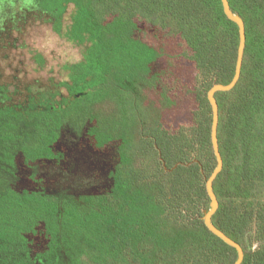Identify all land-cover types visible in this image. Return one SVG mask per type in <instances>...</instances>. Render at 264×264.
Masks as SVG:
<instances>
[{"label": "trees", "instance_id": "trees-1", "mask_svg": "<svg viewBox=\"0 0 264 264\" xmlns=\"http://www.w3.org/2000/svg\"><path fill=\"white\" fill-rule=\"evenodd\" d=\"M34 2L18 8L45 14L57 34L87 47L84 61L70 66L71 82H62V100L26 110L41 128L27 157H54L62 111L89 89L86 136L96 149L114 145L117 162L110 184L81 202L29 188L1 192L0 264H62V250L82 264H234L236 249L203 220L205 182L216 167L207 92L230 82L239 46L221 0ZM228 3L244 22L245 45L237 83L214 94L223 167L213 181L212 222L242 246L241 264H264V0ZM170 50L186 52L196 69L192 123L173 132L163 120L176 105Z\"/></svg>", "mask_w": 264, "mask_h": 264}, {"label": "rangeland", "instance_id": "rangeland-1", "mask_svg": "<svg viewBox=\"0 0 264 264\" xmlns=\"http://www.w3.org/2000/svg\"><path fill=\"white\" fill-rule=\"evenodd\" d=\"M34 1L0 0V86L8 97L0 102V193L29 188L50 194L61 202H81L110 184L108 174L117 162L116 148L110 145L96 149L90 144L85 113L95 95L86 89L70 96L66 113L62 111L54 157L49 160L27 157L26 150L36 144L41 128L26 110L36 108L35 102L62 100L67 94L62 82H71L70 66L84 61L87 47L57 34L45 14L19 10L18 7ZM73 5V1L68 3L65 25L73 19ZM171 53L174 76L167 83L176 105L165 112L163 120L164 126L173 132L181 125L192 123L197 103L193 94L194 65L186 58V52L182 56L176 50ZM37 55L40 61L35 59ZM18 109L22 111L19 116ZM59 259L62 264L83 263L81 258L69 257L63 250Z\"/></svg>", "mask_w": 264, "mask_h": 264}, {"label": "water", "instance_id": "water-1", "mask_svg": "<svg viewBox=\"0 0 264 264\" xmlns=\"http://www.w3.org/2000/svg\"><path fill=\"white\" fill-rule=\"evenodd\" d=\"M223 11L225 15L235 22L238 26L239 31V46H238V52H237V60H236V66L235 71L232 79L227 84H214L207 92V99L209 101V104L211 106L212 110V124H211V144L212 149L216 158V167L212 171V173L209 175V177L206 179L205 187L206 192L210 198V208L204 213L203 220L205 226L216 236H218L221 240H223L226 244L234 247L237 252V258L234 264H241L244 252L242 246L232 240L229 236H227L224 232H222L220 229H218L212 222V215L215 213V211L218 208V200L216 198V195L213 191V181L218 175V173L222 170L223 167V159L219 151V145H218V138H217V126H218V119H219V110H218V104L215 99L214 94L217 91H228L232 89L235 84L237 83L239 76H240V70L242 65V58H243V50L245 45V28H244V22L241 19V17L237 14H234L230 7L228 0H221Z\"/></svg>", "mask_w": 264, "mask_h": 264}, {"label": "flooded vegetation", "instance_id": "flooded-vegetation-1", "mask_svg": "<svg viewBox=\"0 0 264 264\" xmlns=\"http://www.w3.org/2000/svg\"><path fill=\"white\" fill-rule=\"evenodd\" d=\"M0 30H2L1 24H0ZM0 35H1V32H0ZM7 98L8 97H7V93H6L5 89L0 86V102L7 101L8 100ZM14 107H16V106H13L11 108H14Z\"/></svg>", "mask_w": 264, "mask_h": 264}]
</instances>
